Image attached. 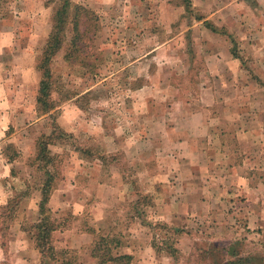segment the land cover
I'll return each instance as SVG.
<instances>
[{"label":"rangeland","instance_id":"374dc122","mask_svg":"<svg viewBox=\"0 0 264 264\" xmlns=\"http://www.w3.org/2000/svg\"><path fill=\"white\" fill-rule=\"evenodd\" d=\"M72 1L91 11L88 31L79 41L80 48L70 51V60H65L68 48L53 59L50 99L55 106L42 112L37 105L42 78L37 66L58 0H0V16L5 15L10 24L20 21L19 40L27 44L36 36L34 46L40 45L31 57L37 75L32 72L22 77L18 64H11L7 75L12 89L7 97L13 95L17 103L25 100L27 107L6 108V113H16L18 121L11 118L9 123L6 118L0 126V231L14 210L0 264L12 263L11 231L28 232L39 219L36 201L46 179L39 163L52 171L56 190L69 179L79 188L60 191L71 205H51L59 223L94 234L92 245L67 249L79 264L98 261L92 250L101 236L113 255L133 249L130 264H210V244L235 240L243 242V253L264 256V0H212L213 7L227 5L211 19L226 33L214 42L213 49L201 32L207 27L205 22L193 27L199 22L195 17L211 13L187 11L182 0ZM71 39L69 28L65 47ZM210 50L228 54L236 64L228 65V72L211 75L204 58ZM35 84L37 92L33 91ZM209 84L217 87L218 102L211 114L219 119L223 153L213 169L204 153L193 158L199 164L194 174L201 182L221 181L229 188L223 187L218 204H209V213L169 224L163 221L171 216L158 213L156 201L163 200L159 198L163 194L173 196L174 185L181 179L174 171L177 160L169 153L174 150L173 140L165 138L185 129L176 118L209 103V91L202 92ZM3 89L0 85V97ZM35 93L34 104L30 101ZM24 112L26 117L20 120ZM154 117L160 120L153 122L156 126ZM156 128L164 136L160 141L152 136ZM243 128L246 138L238 134ZM148 133L150 139L142 147L141 135ZM238 136L245 138L246 149L239 146ZM48 137L49 164L37 158L39 142H47ZM181 158L185 163L190 159ZM143 163L157 170L143 171ZM79 198L80 206L74 205L72 200ZM102 201L107 206L106 226L97 230L91 223Z\"/></svg>","mask_w":264,"mask_h":264},{"label":"crops","instance_id":"0c3cea01","mask_svg":"<svg viewBox=\"0 0 264 264\" xmlns=\"http://www.w3.org/2000/svg\"><path fill=\"white\" fill-rule=\"evenodd\" d=\"M211 1L212 0H191V6H190L191 10L194 8L196 12L209 11V13H211L209 14V16H206L203 13L201 14L199 13L200 14L199 16H202V18L201 20H199L197 19V17H195L196 21H199V22L193 25V27L203 24L206 20L211 21V19L215 18L216 14L220 13L227 6L225 5L222 8H218L217 6L213 7L214 5L211 4ZM237 1L240 3V0H237ZM241 2L243 3L244 0H242ZM14 16L17 18L16 15ZM14 21L15 20H13V22ZM13 22L10 24L9 21L6 20L5 15L0 16V85L4 86L3 95H1L0 97V109H3L0 112V126L4 124V120H6V118L8 119L6 122H9V123L12 121L11 118H14V120L18 121L15 115L16 113L10 115V113H6V108H9V109L12 107L15 108L16 104L17 106H21L23 108L27 107V103L25 100H23V103H20V102L17 103V100H15L13 95L12 96L10 95V97H7L6 95V92L12 91L11 87L8 86L9 81L7 80V75L9 74L10 65L18 64L17 72L21 74L22 77H24L26 73L33 72L35 75H37V72H38L35 67V63L31 62L32 52L36 50V48L38 51V47L40 46V45L38 46V43L37 45L34 46V43L38 42V39L35 36V37H32L30 41L27 42V44L21 42L18 37L19 33H21V28H22V27H19L18 22L20 21L14 24ZM201 32L202 34L205 35L206 40L207 38L210 40L209 43L207 44L209 45V49H213L212 45L214 44V42L221 40L219 38L222 37L220 33H215L207 27H202ZM50 33H51V30H50ZM205 37H203V39ZM48 38L49 36L43 39V43H41V47H42L41 49H44L48 41ZM19 41H20V44H18ZM33 47H35V49ZM204 58L209 64L211 75H221L223 72H228L229 70L227 69V67H229L228 65L236 64L234 60L232 61V59H230L228 54L216 52L214 50H210L209 53H206L204 55ZM34 88H33V91L37 92L36 84ZM221 88H223V86H221L220 89ZM204 91L205 92L209 91V103L207 105L201 104V107L198 110L196 109L197 111L195 110L196 112L191 111V113H189L188 115L182 114V117L180 119L176 118L175 120H179L180 122L178 123L176 121L175 122L177 124L182 123L185 129L183 131H180L182 134L180 133L174 136L168 135L169 137L165 138L168 140H173L172 146L174 150L170 151L169 153L170 155H173V157L176 158L177 160V164L174 165V171L177 172L179 176L178 178L181 179L180 181L176 182L174 185L176 188H174L173 190L174 192L173 196H172V193H169L168 196L163 194L159 196V198L163 200L157 199L156 201L157 212L158 213L164 212L163 215L171 216V219L167 218V221H163L169 224H175L176 220L178 219L188 220V219H193L192 217L193 215L197 217V215L201 213L202 214L205 212L209 213V204L211 202L217 203L221 201L223 199L221 197L222 192H224L223 187L229 188V185L221 181L201 182L199 179H197V176H195L194 174L196 170L198 169L199 164L197 160L193 161V158L197 157L198 155L203 156V153H204L206 157L209 156V166H211L212 167L211 169H213L214 165H216V159H219L223 153L220 150V148L223 146V139H222L223 134L219 129L220 128L219 119L216 116H213L211 114V108L216 104V102H218L217 96L214 95V93H216L217 91V87H215L212 84H209V87H203L202 92ZM1 93H2V90H1ZM36 95L37 93H35V99H33V101L31 99L30 101L31 103L32 102H34V104L36 103ZM210 98L212 99L210 100ZM25 117H26V113L24 112L20 116V120L24 119ZM158 118L159 117H154L152 119V123L154 121L159 123L160 120ZM39 119L40 118H38L36 121H33V122L36 123L38 122ZM153 125L156 126V124L154 123ZM62 127H64L63 123H62ZM144 130H146V128H143V131ZM2 131L3 130L0 127V138L1 139L3 136ZM238 134L246 138L247 136L246 129L243 128V132L242 133L239 132ZM152 136L154 138V141H160V139L164 138L163 134L160 131V128H156ZM242 136H238L239 146L242 149L243 148L246 149L245 138ZM27 139L28 138L25 136V140ZM140 139H141L140 145L143 147L145 139H150V133H148L147 135L145 134V136L141 135ZM207 140H208V143H207ZM201 141H205L206 142L205 145H201ZM23 154L26 155L27 152L24 151ZM181 156L189 157L190 158L189 162L187 163L183 162V159L181 158ZM140 169L146 172L147 171L155 172L157 170V168L151 170L150 167L148 166V163L141 164ZM188 171L191 173L190 175H187ZM77 174H80V173H77ZM76 175H72V176H76ZM92 175H94V173H92ZM183 175H184V179H182ZM68 182H67L68 185L66 184L65 186H63V184H61L59 185L57 190L56 188L54 189L57 192L55 193L52 192L53 194L51 193L52 196H50L49 204H48L50 208L52 207L51 205L56 204V203H60L62 207H63V204L66 202L69 203L70 205L72 204L71 200L70 201L66 200L63 194L60 193L61 190H65L64 188H67L68 191L72 189L79 190V188H77L75 184L73 185L74 182L71 183V179H69ZM62 183H64V181ZM98 183L100 184L102 182L99 181ZM77 184L78 183L76 182V185ZM69 185L71 186L69 187ZM258 186H260V184H258ZM195 189H198V191L196 193H193L195 192L194 191ZM209 190L211 191L210 193H209ZM198 192L201 193V196L199 197H197ZM40 200H41V197H39L38 195V199L36 202L39 203ZM79 201H81L80 198L79 200H75V201L72 200L74 205H77L76 203H78V205L80 206ZM220 203L223 204V202H220ZM84 204H85L84 201H82L81 206H84ZM103 204L104 202L102 201V204H99V207H96L97 208V210L95 211L96 217L91 223L92 226L97 230H100L106 226V222L103 220V218H104L105 213L107 212V210L105 209L107 206ZM11 232L13 234V239L11 236V241L9 245V249H11V254H12L11 264H56L55 261L51 260L49 257H46L45 259L42 258V255L39 249L36 247L34 241L32 240V236L30 232L28 233L27 231H22L21 228L19 229V231H11ZM52 237L54 239L53 245L55 246V249L57 250L60 248L61 249H81L85 247L86 245H89V246L92 245L94 241V234L92 233V231H75L70 227L69 228L68 227L59 228L55 230L53 232ZM126 247L127 249H129L130 245L129 247L128 245ZM1 248L2 246L0 242V250ZM1 252H2V255L0 257V263L2 262L3 255H4L2 250ZM126 253L133 256V249H131V251H126ZM2 264H5V262Z\"/></svg>","mask_w":264,"mask_h":264},{"label":"trees","instance_id":"16d2710c","mask_svg":"<svg viewBox=\"0 0 264 264\" xmlns=\"http://www.w3.org/2000/svg\"><path fill=\"white\" fill-rule=\"evenodd\" d=\"M187 11L190 10L191 0H182ZM91 11L84 5L75 3L72 0H58L57 6L54 9L52 16V29L49 35L48 41L43 49L42 55L39 59L38 69L41 71L42 78L40 82L39 95L37 99L38 108H42V112H48L54 108L55 104L51 103V92H52V71L51 64L53 59L62 49L68 48V53H65V60H70L72 50H78L79 41L88 31V22L90 21ZM202 16L197 17L201 20ZM85 28L83 29V26ZM206 26L215 33L226 34L222 28H219L211 21H205ZM71 29L72 39L69 42V47H65L67 31ZM70 45L73 48H70ZM64 49V50H65ZM236 57H239L237 53H234ZM62 135V134H60ZM48 140L39 142V154L37 156L40 160H46L49 164L52 162V158L49 155L50 151L47 148ZM48 149V150H47ZM9 161L14 159L8 158ZM39 169L44 170L46 179L40 187L41 200L39 202V219L35 223L30 225L32 239L35 242L36 247L39 249L42 258L49 257L54 260L56 264H79L72 257L68 256L67 249L57 250L53 245V232L59 228H66L65 224L59 223L57 218L54 217V213L49 207V199L51 193L56 187L54 175L50 169H47L46 165L39 163ZM14 218V210L9 213L8 217L3 220L4 226L0 231L1 246L4 248V238L8 236V229L10 222ZM148 224L153 225L147 221ZM157 225V224H156ZM163 226L165 224L163 223ZM24 230H27L26 228ZM176 231H183L177 229ZM108 241L101 236V239L97 241L93 247L92 254L98 259L94 264H122L126 261L130 264L133 256L127 253L117 252L115 255L112 254L111 249L105 245ZM118 241L117 245L118 246ZM209 262L210 264H264V256L258 253L245 254L243 253V242L240 240L232 241L228 244H210L209 246ZM125 263V264H126Z\"/></svg>","mask_w":264,"mask_h":264}]
</instances>
